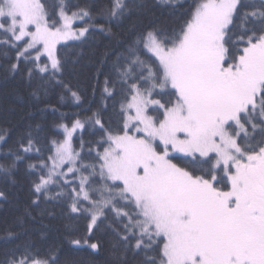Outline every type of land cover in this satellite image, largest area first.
Returning <instances> with one entry per match:
<instances>
[{"label": "snow or ice", "instance_id": "1", "mask_svg": "<svg viewBox=\"0 0 264 264\" xmlns=\"http://www.w3.org/2000/svg\"><path fill=\"white\" fill-rule=\"evenodd\" d=\"M142 7L109 0L97 16L69 0L52 11L43 0H0V47L16 53L9 71L38 78L37 99L59 86L79 104L57 45L97 31L115 35L111 24ZM129 31L112 62L116 80L106 78L104 88L112 97L121 85V124L106 128L100 111L59 123L63 137L49 142L47 155L32 131L9 144L0 129V174L26 164L35 176L32 204L66 198L70 213L88 219L89 235L111 214L119 264L129 253L140 264H264V0H195L179 31ZM86 124L101 132L91 159L81 154L82 138L81 150L73 147ZM0 264L61 261L56 248L41 258L25 247Z\"/></svg>", "mask_w": 264, "mask_h": 264}, {"label": "trees", "instance_id": "2", "mask_svg": "<svg viewBox=\"0 0 264 264\" xmlns=\"http://www.w3.org/2000/svg\"><path fill=\"white\" fill-rule=\"evenodd\" d=\"M43 2L52 11L58 0ZM138 2L143 4L142 8L121 23L111 24L115 35L97 31L86 40H74L57 46V55L64 65L63 78L80 95L79 104L59 86H49L47 94L41 90L37 99L33 92L41 81L38 78L28 81L24 73L10 72V65L15 62V50L0 47V129L8 131L9 144H14L21 136L32 131L47 155L49 142L63 137L62 130L56 127L59 123L71 124L74 119H84L100 111L106 128L115 130L121 124L120 103L124 96L121 85H114L112 97H106L104 93L106 78L116 80L112 62L116 53L124 50V44L118 41L130 38L132 25H135L137 32L151 28L160 29L166 34L179 31L195 0H179V6L175 7L157 4L156 0ZM250 2L258 3V0ZM69 3L90 7L98 16L109 0H69ZM101 23L104 21L97 20L98 25ZM43 60L46 57H42ZM108 86L113 87L111 83ZM37 125H40L39 129ZM81 138L84 142L81 154L91 159L88 149L96 148L101 132L89 124L83 131L78 130L73 138V147L77 151L81 150ZM92 155H95L94 151ZM32 159L35 161V155ZM33 179L35 176L28 172L24 163L10 177L0 174V192L5 194L0 198V260L4 259L6 253L29 247L38 252L41 258L50 248H56L61 264H119V253L114 249L115 238L108 227L112 222L111 214L109 220L94 228L89 235L88 219L84 215L70 213L66 198H42L38 204H32L35 199ZM58 190L52 189L51 195ZM8 232L14 233V238L6 240ZM72 239L97 243L98 250H92L87 245L74 246L70 243ZM141 258L129 253L126 264H140Z\"/></svg>", "mask_w": 264, "mask_h": 264}, {"label": "rangeland", "instance_id": "3", "mask_svg": "<svg viewBox=\"0 0 264 264\" xmlns=\"http://www.w3.org/2000/svg\"><path fill=\"white\" fill-rule=\"evenodd\" d=\"M178 1H179V0H178ZM77 26H78V25H77ZM78 27H80V26H78ZM71 41H74V40L62 41L61 43H67V42H71ZM61 43H60V44H61ZM58 45H59V44H58ZM58 45H57V46H58ZM69 125H70V124H69Z\"/></svg>", "mask_w": 264, "mask_h": 264}]
</instances>
